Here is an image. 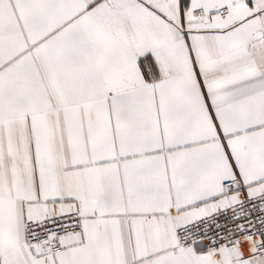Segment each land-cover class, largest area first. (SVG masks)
<instances>
[{
    "label": "snow or ice",
    "instance_id": "snow-or-ice-1",
    "mask_svg": "<svg viewBox=\"0 0 264 264\" xmlns=\"http://www.w3.org/2000/svg\"><path fill=\"white\" fill-rule=\"evenodd\" d=\"M0 264H264V0H0Z\"/></svg>",
    "mask_w": 264,
    "mask_h": 264
}]
</instances>
